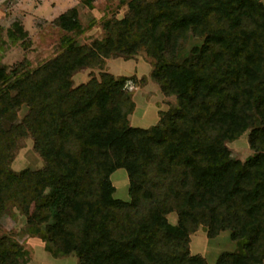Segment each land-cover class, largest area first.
<instances>
[{"label": "trees", "instance_id": "1", "mask_svg": "<svg viewBox=\"0 0 264 264\" xmlns=\"http://www.w3.org/2000/svg\"><path fill=\"white\" fill-rule=\"evenodd\" d=\"M54 23L66 32L59 55L35 70L0 66V218L16 202L30 227L45 226L49 247L80 264H209L190 252L201 227L238 245L216 264H264V0H131L91 45L76 42L86 32L76 8ZM8 35L29 36L20 22ZM191 37L203 44L181 60ZM141 51L178 101L150 128L131 126L123 80L101 73L74 85L77 73ZM28 132L46 167L16 173L12 152ZM247 133L254 154L234 160L228 143ZM120 169L130 201L114 197ZM28 258L0 237V264Z\"/></svg>", "mask_w": 264, "mask_h": 264}, {"label": "rangeland", "instance_id": "2", "mask_svg": "<svg viewBox=\"0 0 264 264\" xmlns=\"http://www.w3.org/2000/svg\"><path fill=\"white\" fill-rule=\"evenodd\" d=\"M130 1L95 0L94 7L90 8L82 0H0V66L11 69L14 65L26 61L29 62V69L35 70L59 55L63 51L61 40L66 32L57 27L54 21L73 8L79 11L80 20L86 28V32L76 38V42L91 45L94 41H102L107 37L104 23L113 18H124L128 13ZM15 22L22 23L28 32L27 40L13 42L9 38L8 31ZM202 44V39L191 37L180 59L185 58L194 47ZM154 63L155 60L145 51L131 59L124 57L106 59L101 67L77 73L74 76V85L87 83L92 77L100 78L101 73H110L118 80H123L125 90L130 93L136 106L129 117L131 126L150 128L158 124L162 112L171 111L178 106L176 96L164 93L153 77ZM26 112L27 108L23 107L19 112V119H22ZM6 128H9L7 124ZM248 136L249 133L235 142L228 143L234 160L245 162L254 154L249 146ZM45 167L44 159L34 148L32 134L28 132L26 136L19 137L12 152L10 169L21 173L26 169L36 171ZM112 182L116 187L114 197L130 201L127 171L123 169L116 171L112 176ZM47 193H51V190ZM31 212L33 213V208ZM168 219L171 224L177 225L176 213L169 215ZM27 221L28 216L14 201L6 204L0 218V237L14 239L29 252L26 264H80L76 254L62 256L47 245L45 226L35 229L30 227ZM237 250L238 245L231 239L229 231L210 239L206 230L201 227L190 237L191 254L204 257L209 264H216L223 253Z\"/></svg>", "mask_w": 264, "mask_h": 264}]
</instances>
